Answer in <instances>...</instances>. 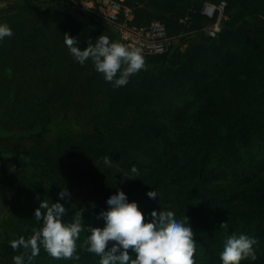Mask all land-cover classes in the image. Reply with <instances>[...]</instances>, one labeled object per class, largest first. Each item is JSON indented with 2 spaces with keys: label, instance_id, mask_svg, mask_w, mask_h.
<instances>
[{
  "label": "trees",
  "instance_id": "16d2710c",
  "mask_svg": "<svg viewBox=\"0 0 264 264\" xmlns=\"http://www.w3.org/2000/svg\"><path fill=\"white\" fill-rule=\"evenodd\" d=\"M220 1L226 3L228 14L233 12L216 38L206 37L208 43L185 50L175 45L161 55H144L145 65L163 67L156 73L140 70L116 88L90 59L83 65L76 61L64 42L67 33L83 49L89 39L95 41L110 30L68 9H26L24 20L0 17L13 32L0 40L7 44L4 51L0 47L1 58L6 50L28 53L26 79H37L35 86H49L42 95L32 93L18 101L10 110L12 119L27 131L40 128L34 137H42L56 106L67 105L76 74L86 72L80 87L84 95L104 92L109 99L104 127L110 135L109 140L93 137L94 143L85 135L61 137L56 147L65 150L67 163L46 156L42 172L34 169L21 179L13 176L24 192L11 202L6 227L13 236L0 241V264H14L12 258L18 254L27 259L28 250L13 249L10 241L30 236L40 224L35 219L40 200L51 203L54 191L71 183L95 197L96 207L83 213L86 227H103L97 214L120 188L130 202L138 203L146 223L153 211L173 212L190 223L197 241L196 264H221L220 252L231 232H244L258 241L256 259L241 264H264V0H124V4L131 9L132 25L159 21L168 36L177 37L209 23L200 13L203 4ZM52 29L61 35L50 45ZM3 68L5 64L0 72ZM106 156L110 164L105 163ZM117 164L123 183L111 174L109 165ZM132 165L139 172L129 179ZM44 177L50 178V186ZM155 190L160 198L153 202L147 193ZM73 216L67 212L63 219ZM224 221H229L228 232L220 228ZM87 236L85 229L77 240L78 260L53 257L41 246L31 264H99V257L87 250Z\"/></svg>",
  "mask_w": 264,
  "mask_h": 264
},
{
  "label": "clouds",
  "instance_id": "9594fccd",
  "mask_svg": "<svg viewBox=\"0 0 264 264\" xmlns=\"http://www.w3.org/2000/svg\"><path fill=\"white\" fill-rule=\"evenodd\" d=\"M13 35L7 23H0V40ZM65 44L76 61L81 65L89 59L95 70L111 82L114 88L126 85L131 75L145 65L141 47H133L119 40H112L101 34L95 41L89 39L87 47L81 48L79 41L67 33ZM106 164L112 162L109 156ZM136 165L129 170V179L138 174ZM150 201H157V190L147 193ZM61 200L71 198L65 187L58 193ZM107 208L97 218L104 221L103 227H87L83 222V209L76 212L72 220L63 217L69 211L60 200L49 203L42 199L35 209L38 228L27 238L23 235L10 241L13 249L28 250L25 254L13 256L14 264H31L41 250L56 258L79 259L77 240L81 231L87 230V250L99 257V264H196L194 253L197 241L190 223L178 219L173 212L153 211L148 222L136 201H129L127 194L117 188L106 200ZM220 228L228 232L229 221L221 222ZM109 242H112L109 246ZM257 238L247 233L231 232L227 235L220 252L221 264H241L244 260L256 259ZM134 253V257L133 254Z\"/></svg>",
  "mask_w": 264,
  "mask_h": 264
},
{
  "label": "rangeland",
  "instance_id": "374dc122",
  "mask_svg": "<svg viewBox=\"0 0 264 264\" xmlns=\"http://www.w3.org/2000/svg\"><path fill=\"white\" fill-rule=\"evenodd\" d=\"M74 1L77 0H17L12 3L0 2V17L10 15L14 18H24L26 9L38 10L42 8H53L57 10L76 11ZM226 1V0H225ZM221 22V29L226 21L229 20V14L226 12ZM27 20V19H26ZM210 23L204 25L201 29L181 32L175 40V45L179 49L185 50L193 44H206L204 30L208 29ZM49 44L58 42L60 33L55 29L49 32ZM106 34L112 40L118 38L111 32ZM7 44L0 42V47L4 51ZM7 55L4 58L0 56V65L5 64L3 72H0V241H6L13 236V233L6 227L7 221L11 216V202L19 196H23L24 187L16 184L13 176L21 179L26 174L36 169L42 172V162L44 157L49 156L57 158L61 164L67 163L65 150L57 148V140L61 137H75L85 135L103 140H109L110 135L104 127L107 120L109 99L104 92L96 95H84L81 85L87 73H78L75 76L76 83L72 94L64 107L56 106L51 120L47 126L48 132L42 137H34L40 128L33 131H27L26 128L12 119L10 110L16 106L18 101L29 96L32 93L42 95L48 91V85L35 86L25 77L29 71L30 55L11 53L6 50ZM163 66L146 65L141 70L156 73ZM43 75V73L41 74ZM33 135V136H31ZM16 161V164L15 162ZM18 164V165H17ZM113 170V180L117 183H123L121 169L117 165H109ZM106 167V166H105ZM108 167V166H107ZM111 175V177H112ZM47 181L49 179L42 178ZM41 179V180H42ZM15 182V183H14ZM71 198L67 201L61 200L58 196L60 191H54L52 202L60 200L69 209L68 212L76 213L83 209L85 213L88 209L96 207L95 197L87 189L75 188L71 183L66 187Z\"/></svg>",
  "mask_w": 264,
  "mask_h": 264
},
{
  "label": "built area",
  "instance_id": "2783aa9c",
  "mask_svg": "<svg viewBox=\"0 0 264 264\" xmlns=\"http://www.w3.org/2000/svg\"><path fill=\"white\" fill-rule=\"evenodd\" d=\"M74 8L98 28L110 30L118 40L133 47H141L144 55H161L175 46L176 37L167 34L165 26L152 21L145 26L131 24V9L124 0H77ZM226 3H204L201 15L210 23L204 30L208 38L214 39L221 31ZM188 17L180 22L185 23Z\"/></svg>",
  "mask_w": 264,
  "mask_h": 264
}]
</instances>
